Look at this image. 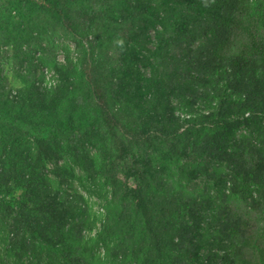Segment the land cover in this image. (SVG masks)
I'll return each instance as SVG.
<instances>
[{"label": "trees", "instance_id": "16d2710c", "mask_svg": "<svg viewBox=\"0 0 264 264\" xmlns=\"http://www.w3.org/2000/svg\"><path fill=\"white\" fill-rule=\"evenodd\" d=\"M19 2L115 51L0 87L4 264H264V0ZM63 158L109 184L100 218Z\"/></svg>", "mask_w": 264, "mask_h": 264}, {"label": "rangeland", "instance_id": "374dc122", "mask_svg": "<svg viewBox=\"0 0 264 264\" xmlns=\"http://www.w3.org/2000/svg\"><path fill=\"white\" fill-rule=\"evenodd\" d=\"M87 30L90 32L88 38L92 42L86 40L85 33L81 39L76 38L50 14L34 12L19 0H0V87L14 88L23 85L26 79L43 78L49 82L55 77L53 70L55 62L71 58L79 65L83 50L86 48L95 50L102 60H106L108 49L111 53L113 49L115 51L109 34L111 31L97 26ZM59 164L68 167L67 170H62L61 176L52 173L56 167L54 162H48L43 170L51 178L52 183L55 186H67L81 191L90 212V220L103 216L111 196V188L105 179L90 177L81 166L73 164L72 158H63ZM61 178L66 180L63 184L60 182ZM197 181L201 189L213 191L219 186L218 182L206 175L199 177ZM17 190L16 187L14 193H17ZM1 234L5 238L3 229ZM95 253L106 261L101 245L95 248ZM4 260L14 263L5 239L2 238L0 264H4ZM41 260L42 264H53L45 252L42 253Z\"/></svg>", "mask_w": 264, "mask_h": 264}]
</instances>
